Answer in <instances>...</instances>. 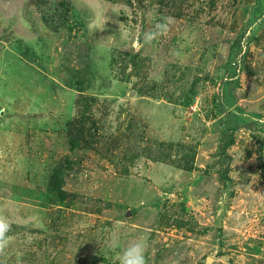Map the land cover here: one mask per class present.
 <instances>
[{
  "label": "rangeland",
  "instance_id": "obj_1",
  "mask_svg": "<svg viewBox=\"0 0 264 264\" xmlns=\"http://www.w3.org/2000/svg\"><path fill=\"white\" fill-rule=\"evenodd\" d=\"M0 217V264H264V0H0Z\"/></svg>",
  "mask_w": 264,
  "mask_h": 264
},
{
  "label": "clouds",
  "instance_id": "obj_2",
  "mask_svg": "<svg viewBox=\"0 0 264 264\" xmlns=\"http://www.w3.org/2000/svg\"><path fill=\"white\" fill-rule=\"evenodd\" d=\"M171 18H165L164 22L157 23L154 30L145 31L143 39L145 43H150L158 36L167 31ZM10 228L9 221L6 217H0V247L7 245L6 233ZM146 248L147 245L142 238H138L130 242L126 247L120 250L117 257L118 264H146Z\"/></svg>",
  "mask_w": 264,
  "mask_h": 264
},
{
  "label": "trees",
  "instance_id": "obj_3",
  "mask_svg": "<svg viewBox=\"0 0 264 264\" xmlns=\"http://www.w3.org/2000/svg\"><path fill=\"white\" fill-rule=\"evenodd\" d=\"M250 124V126L252 125L251 123H249Z\"/></svg>",
  "mask_w": 264,
  "mask_h": 264
}]
</instances>
